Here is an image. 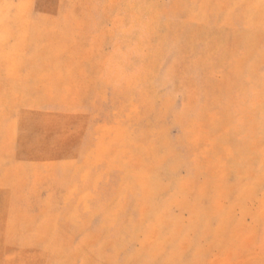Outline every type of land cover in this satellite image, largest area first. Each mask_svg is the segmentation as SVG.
<instances>
[{
  "label": "rangeland",
  "instance_id": "obj_1",
  "mask_svg": "<svg viewBox=\"0 0 264 264\" xmlns=\"http://www.w3.org/2000/svg\"><path fill=\"white\" fill-rule=\"evenodd\" d=\"M0 264H264V0H0Z\"/></svg>",
  "mask_w": 264,
  "mask_h": 264
}]
</instances>
